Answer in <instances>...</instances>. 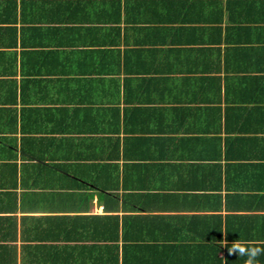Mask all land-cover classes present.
Instances as JSON below:
<instances>
[{
  "label": "crops",
  "instance_id": "0c3cea01",
  "mask_svg": "<svg viewBox=\"0 0 264 264\" xmlns=\"http://www.w3.org/2000/svg\"><path fill=\"white\" fill-rule=\"evenodd\" d=\"M239 239L264 248V0H0V264Z\"/></svg>",
  "mask_w": 264,
  "mask_h": 264
},
{
  "label": "clouds",
  "instance_id": "9594fccd",
  "mask_svg": "<svg viewBox=\"0 0 264 264\" xmlns=\"http://www.w3.org/2000/svg\"><path fill=\"white\" fill-rule=\"evenodd\" d=\"M229 253H238L240 257H245V264H258V257L264 255V248L260 247H246L241 239L232 243L229 248Z\"/></svg>",
  "mask_w": 264,
  "mask_h": 264
}]
</instances>
